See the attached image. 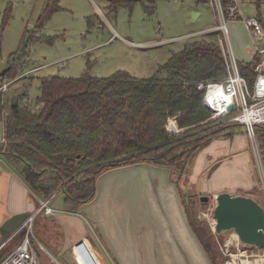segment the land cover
<instances>
[{
  "label": "rangeland",
  "instance_id": "374dc122",
  "mask_svg": "<svg viewBox=\"0 0 264 264\" xmlns=\"http://www.w3.org/2000/svg\"><path fill=\"white\" fill-rule=\"evenodd\" d=\"M45 2L0 0V26L5 11L9 10L8 22L1 33L0 60L9 63L14 57L24 70L0 85H7L5 90H0L4 103L2 117L9 114L13 103L30 111L38 108L36 98L40 94V78L77 77L88 67L89 74L98 78L118 71L134 78H149L157 74L169 57L180 51L186 42L205 38L219 43L225 39L222 31H211L220 22L210 2L154 0L155 12L149 16L140 3L131 9L119 7L110 13L105 8L108 5L105 0H58L61 10L39 27L38 18ZM240 12L243 20L260 17L264 24V0L241 3ZM194 13H200V16L195 17ZM226 29L237 63L250 62L255 45L264 48V38L252 37L243 21H228ZM200 34L204 35L191 38ZM39 37L42 40H37ZM26 40L25 53L17 59ZM219 45L221 50L223 46L226 49V43ZM249 90L252 92V86ZM241 130L242 126L233 124L230 127L233 132L231 138L218 136L208 144H202L193 160L195 168L202 161V150L216 140L226 142H215L211 151L226 149L231 152V140L236 136L240 139ZM2 137L0 122V141ZM242 139L246 147L242 152L246 151L252 163L254 190L259 204L264 207V164H259L254 158L249 139L246 136ZM213 156L208 159L212 161L207 167L208 175L222 161L212 159ZM200 181L195 174L191 179L186 174L177 180L171 170L148 163L108 169L96 180L92 203L83 205L78 212L68 213L64 209L62 194L56 195L51 202L52 215L35 217L33 235L60 264H84L78 257L75 262L71 259L66 261L63 254L55 255L54 252L59 238L67 240L78 234H87L93 242L89 249L98 264H210L188 226L182 195L185 198L190 196L192 211L200 223L207 225L212 235L214 245L210 243V246L216 264H226L232 258L235 262L246 257L253 260L250 255H261L262 250L243 246L232 232L216 233L213 218L216 201L212 195H200V192H210L218 188L220 182L202 185ZM204 198L207 200L202 201ZM1 207L0 204V217ZM60 216L62 221L58 218ZM54 222L56 240L42 238L41 234L49 227L51 231ZM5 238L1 232L0 245ZM13 243L10 242L7 248L11 249ZM36 251L41 264H53L38 245ZM69 253L72 254V247Z\"/></svg>",
  "mask_w": 264,
  "mask_h": 264
},
{
  "label": "trees",
  "instance_id": "16d2710c",
  "mask_svg": "<svg viewBox=\"0 0 264 264\" xmlns=\"http://www.w3.org/2000/svg\"><path fill=\"white\" fill-rule=\"evenodd\" d=\"M105 1L110 13L119 7L131 9L137 3L149 16L155 12L154 0ZM59 10L58 0H46L38 26ZM7 12L0 26V40L9 19ZM15 61L13 57L5 74H0V85L24 71ZM237 64L240 75L252 86L256 75L251 63ZM89 70L71 78H40L35 111L13 103L9 114L2 117L0 94V157L22 178L31 194L41 199L55 192L62 194L68 213L78 212L94 200L96 180L108 169L148 163L171 170L179 180L188 173L202 144L219 135H233V123L210 119L203 92L197 89L201 83L221 81L228 75L227 61L217 41L201 38L186 42L149 78H134L124 71L98 78ZM170 121H175L182 132L169 134ZM169 130L176 131L172 122ZM255 137L264 164V125L255 128ZM180 197L191 233L210 264H216L207 225L192 211L190 196ZM20 240L14 241L11 249L7 246L12 240L0 249V261Z\"/></svg>",
  "mask_w": 264,
  "mask_h": 264
},
{
  "label": "built area",
  "instance_id": "2783aa9c",
  "mask_svg": "<svg viewBox=\"0 0 264 264\" xmlns=\"http://www.w3.org/2000/svg\"><path fill=\"white\" fill-rule=\"evenodd\" d=\"M259 0H209L216 11V15L220 22V25L216 27V30L224 33L225 39L219 41L220 44L226 43V49L224 46L222 52L228 65V75L221 81H213L208 83H201L197 86V89L203 92V101L205 106L210 110V119H219L222 124H238L243 127L246 137L249 139L255 154L257 155V161L260 163L258 154L255 128L260 125H264V48H257L255 54L251 59V67L255 73V81L252 85V92L249 90V85L243 76L240 75L236 59L233 57L229 50L228 35L226 29V23L228 21H243L245 29L252 37L264 38V26L258 18L251 17L243 20L241 18V3ZM200 35H192L191 38H195ZM6 84L1 86L0 90L6 89ZM233 105V110H229V106ZM171 122L175 126L176 131H170ZM167 131L169 134L177 135L182 132V129H178L175 125V121L168 122ZM56 192L45 199H41L40 203L36 206L32 213H29L27 218L22 222L16 230L6 236L3 246L13 240L18 234L24 233L20 242L0 261V264H41L37 255V245L45 250V252L51 258L53 264H60L54 256H52L44 246L33 235V222L36 216L43 214L44 216H51L53 209L51 208V202L55 199ZM263 207V206H262ZM264 209V207H263ZM239 245V243H238ZM249 247V246H248ZM2 248V247H1ZM258 251L262 250L260 255H250L254 259L264 260V249H258L255 247H249ZM252 261V259H248ZM226 262L237 264L233 261ZM245 259V260H246Z\"/></svg>",
  "mask_w": 264,
  "mask_h": 264
},
{
  "label": "crops",
  "instance_id": "0c3cea01",
  "mask_svg": "<svg viewBox=\"0 0 264 264\" xmlns=\"http://www.w3.org/2000/svg\"><path fill=\"white\" fill-rule=\"evenodd\" d=\"M194 14L195 17L200 16V13L198 14L194 13ZM257 18L261 20L263 24L262 19H260V17ZM214 29L216 28L215 27L211 28V31H213ZM228 47L229 50L231 51L229 43H228ZM257 48L259 47L255 45L254 51L252 53V58ZM33 70H36V68H34ZM243 132L244 129L241 130L240 132L242 137L246 136L245 132L244 133ZM220 136L222 135H219V137ZM236 137L235 138L232 137L233 138L232 140L230 139L232 141L231 146L233 147V150L231 152L230 151L227 152L226 149L220 151L218 149H214L213 151H211V149L215 148V147L211 148V145L214 146L215 142H220V143L226 142L220 140L214 141L213 143L210 144V146L203 149L200 155L201 156L200 159L202 160L200 165L198 167L196 166L195 168V164H193L187 173V177L191 179L195 174V176L198 177L199 180H201L200 183H202V185L214 183L216 181L220 182L218 188L212 189L210 192L202 191L200 192V195H208V196L212 195L213 198L215 199L219 193L227 192L232 196L241 195V196L250 197L253 200H255L257 203H259L258 194L254 190L256 183L254 180L253 173L251 171L252 163L250 156L246 153V151L244 153L242 152L243 149L244 150L246 149V147L243 146L245 144L243 142L242 137L240 139L239 137L238 139H236ZM224 138H231V136L229 137L224 136ZM1 141H3V137ZM252 152L254 158H256L257 155L255 154L253 147H252ZM210 155H214L212 159L215 158L216 161L222 159V161H220L221 163H218L217 166H215L214 169L211 171V173L208 175L209 169L207 167H209L208 164L212 162L210 160L208 161ZM257 162L259 163V161ZM260 163H262L261 160ZM199 173H201V175ZM207 176H209V179H206ZM211 178L212 181L210 180ZM0 192H1L0 204L2 206L0 225L13 215L19 213H32L33 210L38 205V200H41V198L31 194L30 189L25 185L22 178L11 168V166L6 162V160H4L1 157H0ZM58 218L59 220L62 221L61 216ZM55 227H56V222H54V224L52 225L51 231H49L50 228L49 227L48 230H45V232L41 234V237L42 238L49 237L52 241H55L56 240L54 237L55 235H53L54 233L53 229ZM57 243L58 244L54 246L56 248L54 250L55 255L63 254V257L64 259H66V261H70V259L71 261H74L76 260V257H78L84 264H98L90 252L91 250L89 249V247H92L93 242L88 238L87 234H78L76 236L68 238L67 240H62L59 238V241H57ZM71 247H72V254L69 253V249Z\"/></svg>",
  "mask_w": 264,
  "mask_h": 264
},
{
  "label": "water",
  "instance_id": "95a60500",
  "mask_svg": "<svg viewBox=\"0 0 264 264\" xmlns=\"http://www.w3.org/2000/svg\"><path fill=\"white\" fill-rule=\"evenodd\" d=\"M27 44V40L23 42L17 59L22 58ZM7 69V64L0 60V74H5ZM233 108V105L229 106V110H233ZM205 200L207 198L202 201ZM215 201L213 218L215 220L214 229L217 234L232 232L243 246L264 249V209L259 203L250 197L232 196L227 192L219 193ZM28 214L19 213L11 216L0 226V231L5 236L12 234L27 218ZM23 234H18L12 241L16 242L17 239L22 238ZM3 243L0 245V249L3 247Z\"/></svg>",
  "mask_w": 264,
  "mask_h": 264
},
{
  "label": "bare ground",
  "instance_id": "6f19581e",
  "mask_svg": "<svg viewBox=\"0 0 264 264\" xmlns=\"http://www.w3.org/2000/svg\"><path fill=\"white\" fill-rule=\"evenodd\" d=\"M234 237V236H233ZM227 264H233V263H227ZM237 264H264V260L260 259H254L252 261H248V260H241L239 263Z\"/></svg>",
  "mask_w": 264,
  "mask_h": 264
}]
</instances>
